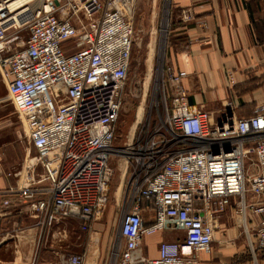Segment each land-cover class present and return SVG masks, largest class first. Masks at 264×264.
<instances>
[{"label":"built area","instance_id":"1","mask_svg":"<svg viewBox=\"0 0 264 264\" xmlns=\"http://www.w3.org/2000/svg\"><path fill=\"white\" fill-rule=\"evenodd\" d=\"M14 1L0 0V75L34 154L8 173L17 177L8 193L26 205L40 234L70 216L86 231L107 201L114 171L135 0H26L12 10ZM25 8L27 20L8 23ZM186 75L165 64L162 112L145 118L124 149L131 197L119 220L115 264H199L215 237L217 219L206 210L220 213L232 198L246 232V209L259 217L251 250L264 256V105L248 117L214 118L188 103ZM247 194L253 201L246 202ZM145 201L154 212L149 225ZM11 203L6 198L2 205ZM168 229L182 230L183 238L161 241L157 257H145L143 236ZM59 263L84 258L63 253Z\"/></svg>","mask_w":264,"mask_h":264},{"label":"crops","instance_id":"2","mask_svg":"<svg viewBox=\"0 0 264 264\" xmlns=\"http://www.w3.org/2000/svg\"><path fill=\"white\" fill-rule=\"evenodd\" d=\"M186 14L190 19H183ZM169 20L168 45L172 47L168 63L175 71L186 72L181 86L189 104L214 118L222 113L248 117L264 105V0H172ZM7 172L0 174V264L32 260L34 264H60L61 254L72 246L71 221L78 218H61L40 234L26 205L8 193L12 181ZM47 196L46 191L40 194ZM6 198L12 200L11 205H2ZM236 200L232 198L224 211L211 213L223 231L215 235L209 252L199 253V264H264V256L251 250L259 217L248 209L247 232L228 226ZM251 201L253 197L247 194L246 202ZM141 211L145 223L151 224L152 205L143 202ZM183 236L182 230L173 229L144 235L142 253L147 258L157 257L161 241Z\"/></svg>","mask_w":264,"mask_h":264},{"label":"rangeland","instance_id":"3","mask_svg":"<svg viewBox=\"0 0 264 264\" xmlns=\"http://www.w3.org/2000/svg\"><path fill=\"white\" fill-rule=\"evenodd\" d=\"M171 10L172 0H135L130 19L134 29L132 59L115 124L113 146L118 152L111 159L114 171L108 198L105 205L92 217L88 230L81 229L78 219L74 218L70 224L73 241L67 254L82 255L83 264H115V253L120 244L119 220L127 211L131 197L126 183L127 164L123 152L142 121L162 112L163 91L167 88L163 68L168 63L172 47L168 45ZM25 37L26 31L22 30L20 38ZM70 42H63L62 48L66 49ZM167 101L169 103L168 95ZM33 154L21 118L14 110L0 75V174L19 169ZM10 179L12 183L9 187H16L17 177L10 175ZM210 212L206 210L207 215L212 217ZM248 214L249 210L246 209V227ZM242 215L241 217L233 211V218L229 217L228 226L236 225L243 233L245 228L242 222L244 214ZM222 231L223 227L217 219L215 235ZM41 240L42 238L36 240V245Z\"/></svg>","mask_w":264,"mask_h":264},{"label":"bare ground","instance_id":"4","mask_svg":"<svg viewBox=\"0 0 264 264\" xmlns=\"http://www.w3.org/2000/svg\"><path fill=\"white\" fill-rule=\"evenodd\" d=\"M26 3V0H15L14 2L11 3L10 7L12 8V10H15L21 6H23ZM31 8V7H29ZM28 8H25L19 12H14L12 14V18L11 20L8 22L10 23H14V24H21L23 21L27 20L29 18V13L25 12L27 11Z\"/></svg>","mask_w":264,"mask_h":264},{"label":"water","instance_id":"5","mask_svg":"<svg viewBox=\"0 0 264 264\" xmlns=\"http://www.w3.org/2000/svg\"><path fill=\"white\" fill-rule=\"evenodd\" d=\"M138 91H139V88H138ZM138 91H137V92H138Z\"/></svg>","mask_w":264,"mask_h":264}]
</instances>
